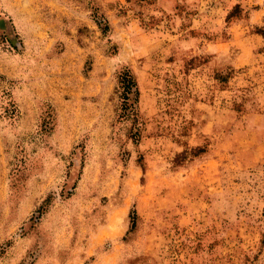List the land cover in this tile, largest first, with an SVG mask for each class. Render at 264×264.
<instances>
[{"label":"rangeland","instance_id":"374dc122","mask_svg":"<svg viewBox=\"0 0 264 264\" xmlns=\"http://www.w3.org/2000/svg\"><path fill=\"white\" fill-rule=\"evenodd\" d=\"M0 264H264V0H0Z\"/></svg>","mask_w":264,"mask_h":264},{"label":"trees","instance_id":"16d2710c","mask_svg":"<svg viewBox=\"0 0 264 264\" xmlns=\"http://www.w3.org/2000/svg\"><path fill=\"white\" fill-rule=\"evenodd\" d=\"M120 83H121V86H122V96L123 98L125 99L124 101V105L123 107H131V111L127 112L125 115L123 116H129V114L134 111V106L132 105L131 102H129V98H130V95L132 93H135L137 95L138 93V88H137V83L134 79V77L132 76V74L127 70L125 72H123L120 76Z\"/></svg>","mask_w":264,"mask_h":264}]
</instances>
